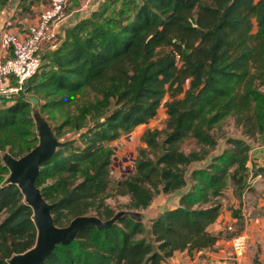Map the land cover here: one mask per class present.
<instances>
[{
    "label": "trees",
    "instance_id": "16d2710c",
    "mask_svg": "<svg viewBox=\"0 0 264 264\" xmlns=\"http://www.w3.org/2000/svg\"><path fill=\"white\" fill-rule=\"evenodd\" d=\"M8 2L0 0V9ZM188 79L185 100L175 98ZM262 87L264 0H103L45 52L24 91L2 97L9 104L0 108V264L37 239L32 207L17 184L6 182L10 170L2 159L38 144L35 102L40 111L60 112L62 121L50 123L58 138L72 130L80 140H61L37 179L57 225L79 215L109 219L117 211L107 199L118 195L129 196L126 210L140 211L158 193L187 188L177 206L147 220L124 215L106 229L83 228L44 264H169L176 251L193 254L221 239L223 231L211 225L228 188L242 198L251 177L261 173L264 182V166H248L243 137H229L230 146L210 154L218 144L213 126L228 116L264 144ZM168 92L174 98L163 140L157 129L143 135L154 157L140 156L135 170L113 184L115 150L108 143L155 118ZM192 138L198 148L186 152L183 144ZM193 163L200 165L189 171L190 182ZM229 231L230 238L239 233Z\"/></svg>",
    "mask_w": 264,
    "mask_h": 264
},
{
    "label": "rangeland",
    "instance_id": "374dc122",
    "mask_svg": "<svg viewBox=\"0 0 264 264\" xmlns=\"http://www.w3.org/2000/svg\"><path fill=\"white\" fill-rule=\"evenodd\" d=\"M87 1L88 0H69L68 6L66 8V12L68 13V11L72 9H76L84 5H89ZM30 2H32V0H25V2L23 3L24 8L22 10L24 15L29 18L35 14L33 10L28 8V5H30ZM49 2L50 0L43 1L44 5H48ZM90 2L92 3L93 1L90 0ZM254 26L255 27L253 30L255 31L256 23ZM189 90H190V79L186 80V82L184 83V90L181 93H179L175 98L179 100H185L187 92ZM262 90L264 91V87H262ZM173 98L174 97L172 96L171 92H168L166 94L164 101L161 107L159 108L158 114L155 116V118L148 121L150 122L149 123L150 125L140 124L136 126L132 131L128 133H122L117 139L108 143L115 150L113 159H112V164L110 167L111 181L113 184L116 185L120 183L128 174H130L132 171L135 170L137 161L139 160L140 156H143L144 154H146L147 157L149 158L154 157L155 149L151 148L148 145V143L143 139V135L145 134L147 130L157 129L160 132L159 136H157V140H163L162 130H165L167 128L168 121H169L167 102L173 100ZM43 101L44 100H42L41 102ZM33 107H37L40 109V102L38 103L35 102L33 104ZM41 112L50 121L52 125L59 124L60 121H62V117L60 115V112H58V110L42 109ZM211 132L217 138L218 144L211 151L210 154H215L219 149H222L224 146L225 147L230 146L228 143L229 137H243L253 146H261L263 143L262 139L260 138L258 134H256L255 136H248V135L243 134L241 127L236 125L235 120L232 116H228L222 122L215 124ZM66 138H77L78 143L80 141L78 139V134H76L72 130H67L65 134L59 139L64 140ZM193 148H198L196 146L195 139L193 138L188 139L184 142L183 149L186 152H189ZM190 169H191V166H188L187 167L188 173ZM188 178H189V181L192 182V180L189 177V174H188ZM260 179H258L257 182L254 185H252L249 191H247V193H250L251 196L246 194V201H245L246 206L253 209V214L256 217L260 213H261L260 216L264 217V204H263L264 202V182ZM235 195L237 196L236 193ZM227 199L229 201L226 204ZM259 199L261 203H259L260 202ZM220 200H222V203L226 204V206L228 207H230V204H235V203H232L231 199L228 198L226 193H224L223 196L220 197ZM240 200H241V197H240ZM128 201H129L128 195H118L116 197H111L107 199V202L113 208H115L116 211L120 209H125V204ZM177 203H178L177 192L169 193V194L158 193L155 196L151 205L144 210H140V212L143 214V219L147 220V218L154 217L162 210L169 208L170 205L172 207L173 205ZM258 206H260L261 208L256 209ZM241 207H243V203ZM238 226H239V229L242 228L241 221L239 222ZM254 256H255L254 258L255 264H264V240L262 242L257 243V251L255 252Z\"/></svg>",
    "mask_w": 264,
    "mask_h": 264
},
{
    "label": "water",
    "instance_id": "95a60500",
    "mask_svg": "<svg viewBox=\"0 0 264 264\" xmlns=\"http://www.w3.org/2000/svg\"><path fill=\"white\" fill-rule=\"evenodd\" d=\"M32 112L39 136L38 144L21 157H14L6 152L2 155V159L10 170L6 182L17 184L26 203L32 207L37 239L30 249L14 254L8 264H44L49 254L59 244L71 243L85 227L95 226L98 229H106L124 215H129L135 220H143L140 211L122 209L106 220L96 215H79L65 226L57 225L52 212L53 204L43 195L37 185V179L42 164L56 154L63 142L56 136L49 120L39 108L33 107Z\"/></svg>",
    "mask_w": 264,
    "mask_h": 264
},
{
    "label": "crops",
    "instance_id": "0c3cea01",
    "mask_svg": "<svg viewBox=\"0 0 264 264\" xmlns=\"http://www.w3.org/2000/svg\"><path fill=\"white\" fill-rule=\"evenodd\" d=\"M92 1V3L90 0L87 1L89 5H84L68 11L67 18L60 26V34L62 36L61 41L64 38L67 27L75 24L79 19L89 15L93 10L99 7L103 0ZM24 2L25 0H9L7 5L0 9V39L5 22L8 18H13L15 21L11 30L23 32L30 24L37 21L40 11L45 6L43 1L28 5V8L35 12V14L29 18L25 16L22 11L24 8ZM49 48L47 47L45 52L51 51ZM3 55H6V53L0 46V56ZM8 104L9 100L7 101L6 99L0 98V108L6 107ZM146 123L144 124L148 125L150 122ZM248 144L250 146L248 166H264V150H262L261 146H253L249 142ZM199 165L200 163H193L190 171ZM185 189L177 191L178 203L172 207L179 204L180 196ZM225 193L228 198L231 199L232 203L235 204H230V207L226 206L229 201L227 199L226 204H223L222 212L219 218L211 225L212 230L223 231L221 239L212 248L203 249L201 251L194 252L193 254H189L187 251H176L173 256L168 258L167 262L169 264H255L254 254L257 251V243L264 240V217L260 216L261 213L258 214L257 217L253 214L254 216L250 220H245L241 216V211L243 210V207H241L243 203L242 198L240 200V197L235 195L233 187L228 188ZM247 195L251 196L250 193H247ZM259 203H261V201ZM259 208L261 207L258 206L256 209ZM240 221L242 228L239 229L238 225ZM229 225H234L235 230H238L237 232H243L248 237L249 246L241 258H235L233 255L230 238L232 233L227 229Z\"/></svg>",
    "mask_w": 264,
    "mask_h": 264
},
{
    "label": "built area",
    "instance_id": "2783aa9c",
    "mask_svg": "<svg viewBox=\"0 0 264 264\" xmlns=\"http://www.w3.org/2000/svg\"><path fill=\"white\" fill-rule=\"evenodd\" d=\"M69 0H50L39 13L36 22L23 32L11 30L15 21L8 18L1 33L0 46L6 55L0 56V98L11 97L26 89L27 82L41 69L46 48L54 51L61 43L60 26L67 18L66 8ZM264 150V144L261 145ZM262 174L251 177L254 185ZM246 194H243L242 218L250 220L253 209L246 206ZM235 230L234 225L228 226ZM232 252L235 258H241L248 249L249 242L245 233H236L231 238Z\"/></svg>",
    "mask_w": 264,
    "mask_h": 264
}]
</instances>
